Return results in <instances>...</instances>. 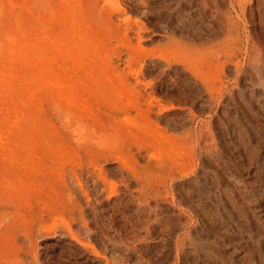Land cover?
Returning a JSON list of instances; mask_svg holds the SVG:
<instances>
[{
	"label": "rangeland",
	"instance_id": "obj_1",
	"mask_svg": "<svg viewBox=\"0 0 264 264\" xmlns=\"http://www.w3.org/2000/svg\"><path fill=\"white\" fill-rule=\"evenodd\" d=\"M114 1L0 0V264H264V0Z\"/></svg>",
	"mask_w": 264,
	"mask_h": 264
},
{
	"label": "bare ground",
	"instance_id": "obj_2",
	"mask_svg": "<svg viewBox=\"0 0 264 264\" xmlns=\"http://www.w3.org/2000/svg\"><path fill=\"white\" fill-rule=\"evenodd\" d=\"M106 4L108 5V6H110V7H112V8H114L116 11H118V12H123V8L117 3V2H115L114 0H106ZM81 8V7H80ZM70 10V9H69ZM72 12V11H71ZM38 22V21H37ZM70 52V51H69ZM59 59V58H58ZM24 60V59H23ZM36 65V64H35ZM81 66V65H80ZM78 70V69H77ZM55 72V71H54ZM81 73V72H80ZM57 77V76H56ZM51 79V78H50ZM58 80V79H57ZM55 84V83H54ZM58 84V83H57ZM60 84V83H59ZM41 88V87H40ZM54 90V89H53ZM69 91V90H68ZM72 91V90H71ZM70 91V92H71ZM60 92H61V90H60ZM72 93H73V91H72ZM61 94V93H60ZM59 95V94H58ZM62 95H63V93H62ZM61 95V96H62ZM117 95V94H116ZM68 96H69V94H68ZM72 96V95H71ZM76 96V95H75ZM77 97V96H76ZM121 97H124V96H121ZM72 98V97H71ZM73 98H75V97H73ZM84 99V98H83ZM82 99V100H83ZM126 99H128V98H126ZM67 101V100H66ZM74 102V101H73ZM80 102V101H79ZM130 102V101H129ZM68 103V102H67ZM67 103H66V105H67ZM72 103V102H71ZM77 103V102H76ZM81 104H82V102H80ZM131 103V102H130ZM127 104H128V102H127ZM136 104V103H135ZM79 107V106H78ZM139 111V110H138ZM140 113V112H139ZM76 116V115H75ZM134 120V119H133ZM132 123V122H131ZM153 123V122H152ZM157 123V122H156ZM157 125V124H156ZM159 126V125H158ZM139 128V127H138ZM171 148V147H170ZM163 151V150H162Z\"/></svg>",
	"mask_w": 264,
	"mask_h": 264
}]
</instances>
